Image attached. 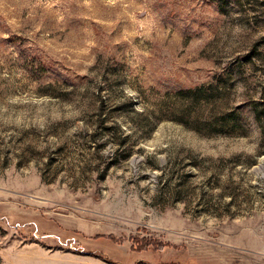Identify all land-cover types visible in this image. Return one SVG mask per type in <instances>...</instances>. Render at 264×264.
<instances>
[{"label":"rangeland","instance_id":"374dc122","mask_svg":"<svg viewBox=\"0 0 264 264\" xmlns=\"http://www.w3.org/2000/svg\"><path fill=\"white\" fill-rule=\"evenodd\" d=\"M0 264H264V0H0Z\"/></svg>","mask_w":264,"mask_h":264},{"label":"trees","instance_id":"16d2710c","mask_svg":"<svg viewBox=\"0 0 264 264\" xmlns=\"http://www.w3.org/2000/svg\"><path fill=\"white\" fill-rule=\"evenodd\" d=\"M188 95V94H193L194 96L198 97L199 98H203L205 97V92H203V89H197V90H192V91H189V92H181L180 95ZM200 100V99H199ZM199 100L195 99V101L199 102ZM207 101H210L209 99H206Z\"/></svg>","mask_w":264,"mask_h":264}]
</instances>
